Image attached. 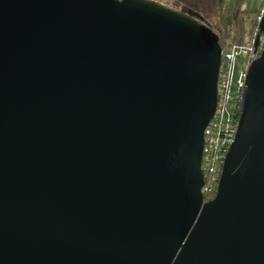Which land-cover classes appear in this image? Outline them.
I'll list each match as a JSON object with an SVG mask.
<instances>
[{"label": "water", "instance_id": "1", "mask_svg": "<svg viewBox=\"0 0 264 264\" xmlns=\"http://www.w3.org/2000/svg\"><path fill=\"white\" fill-rule=\"evenodd\" d=\"M221 57L154 0H0V264H264V52L203 193Z\"/></svg>", "mask_w": 264, "mask_h": 264}, {"label": "built area", "instance_id": "2", "mask_svg": "<svg viewBox=\"0 0 264 264\" xmlns=\"http://www.w3.org/2000/svg\"><path fill=\"white\" fill-rule=\"evenodd\" d=\"M264 15V3L258 24ZM259 37V44L256 40ZM264 52V36L258 28L253 36L247 37L243 44L222 49L221 64L217 88V107L204 135V149L202 169L204 172L210 167L211 157L218 153L225 158L235 143L241 119V102L246 89L248 72L251 65ZM205 193V186L203 189Z\"/></svg>", "mask_w": 264, "mask_h": 264}, {"label": "trees", "instance_id": "3", "mask_svg": "<svg viewBox=\"0 0 264 264\" xmlns=\"http://www.w3.org/2000/svg\"><path fill=\"white\" fill-rule=\"evenodd\" d=\"M169 8H173L181 13L189 15L183 11L177 4L195 7L203 11L194 19L206 24L219 37V43L222 49H228L234 45L244 43L246 34L254 33L259 27L257 16L259 11L249 12L244 8V0H238L235 4L227 7L226 0H216L218 8L220 27L210 23L209 18L212 12L206 9L211 0H154ZM260 34L263 35L260 31ZM210 167L205 172V201L209 202L216 197L221 173L223 169V158L220 154L215 153L209 161Z\"/></svg>", "mask_w": 264, "mask_h": 264}, {"label": "rangeland", "instance_id": "4", "mask_svg": "<svg viewBox=\"0 0 264 264\" xmlns=\"http://www.w3.org/2000/svg\"><path fill=\"white\" fill-rule=\"evenodd\" d=\"M238 0H226V5L227 7L235 4ZM244 8L247 9L249 12H255V11H259L258 16H257V23H258V17L261 14V9L263 8V3L264 0H244ZM183 11H185L186 13H188L189 15L193 16V17H198V15L200 13H203V11H201L200 9L195 7H191L190 5H187V8L185 5L182 4H177ZM216 0H211V2H209L207 4V8H209L208 10H210V12H212L211 17L209 18V21L211 24L220 27V20H219V14H218V8L216 6ZM254 33H248L245 36L244 41L246 40L247 37H252Z\"/></svg>", "mask_w": 264, "mask_h": 264}]
</instances>
